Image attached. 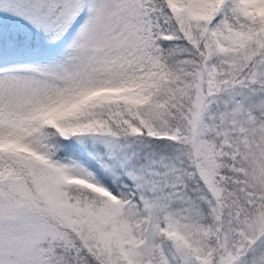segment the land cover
<instances>
[{"label": "snow or ice", "instance_id": "1", "mask_svg": "<svg viewBox=\"0 0 264 264\" xmlns=\"http://www.w3.org/2000/svg\"><path fill=\"white\" fill-rule=\"evenodd\" d=\"M0 264H264V0H0Z\"/></svg>", "mask_w": 264, "mask_h": 264}]
</instances>
